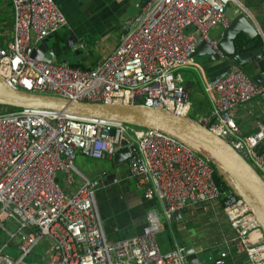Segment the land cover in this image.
Listing matches in <instances>:
<instances>
[{
  "label": "built area",
  "instance_id": "obj_1",
  "mask_svg": "<svg viewBox=\"0 0 264 264\" xmlns=\"http://www.w3.org/2000/svg\"><path fill=\"white\" fill-rule=\"evenodd\" d=\"M244 1L148 0L137 17L125 22L119 46L93 68L81 69L32 58L34 46L65 24L55 0H9L13 31L11 46L0 49V77L13 89L33 94L144 105L188 116L191 102L180 72L196 68L194 53L201 43L225 59L210 32L229 27L228 8L247 13ZM204 92L211 97V112L202 124L264 181V121L256 120V131L249 135L237 124L240 111L254 116L252 101L264 105V86L229 70L208 81ZM123 148L135 149L129 173L144 199L157 202L167 220L225 198L223 211L235 237L223 243L226 251L215 264H227L231 249L246 255L249 264H264L259 225L230 187L222 192L216 185L207 158L158 131L46 109L0 113V233L7 237L0 264H28L39 249L47 264H189L184 247L161 250L158 235L164 228L153 209L141 234L107 240L95 201L101 183L85 177L75 161L78 155L111 158ZM255 232L260 240L251 238Z\"/></svg>",
  "mask_w": 264,
  "mask_h": 264
},
{
  "label": "crops",
  "instance_id": "obj_2",
  "mask_svg": "<svg viewBox=\"0 0 264 264\" xmlns=\"http://www.w3.org/2000/svg\"><path fill=\"white\" fill-rule=\"evenodd\" d=\"M55 2L64 16L65 24L55 35L38 42L34 49L39 48L46 55L52 53L54 56L52 62H66L81 69L93 68L112 53L126 32L125 22L137 17L147 3L146 0H55ZM0 4V49H7L11 46L14 14L9 0H0ZM244 6L248 19L258 34L257 47L264 51V0H245ZM221 29L224 32L225 29ZM71 54L75 60H70ZM205 57L206 59L200 63L195 60V69L180 72L191 102L193 118L199 121L207 118L211 112V97L205 94L204 85L233 68L232 63L226 59L210 61L207 56ZM260 61L253 60L243 66L241 71L252 79L254 76H261ZM249 107L253 110L254 116L250 117L244 111H240L237 119V124L244 135L256 131V120L264 121V105L260 101H252ZM75 165L85 177L101 183L96 191L95 201L109 242H118L141 234L149 210L153 209L162 214L157 202L144 199L142 189L137 180L130 175L126 162L115 164L112 157L89 159L78 155ZM195 212L198 215L193 219L196 226L194 230L198 234L201 233L203 238L184 233V239L188 242L178 241L175 235L168 234L163 229L158 235L160 248L167 252L177 244L193 246L202 264H215L220 259V254L226 251L223 243L235 237L221 203L199 205L193 211H183L180 221L174 220L173 217L170 220L165 219L163 215L162 217L168 226L175 224L176 231L183 233L189 230L187 226L192 217L190 214L193 215ZM220 216L224 219L218 222L217 218ZM231 251V256L225 261L227 264H249L246 255L235 254L234 249Z\"/></svg>",
  "mask_w": 264,
  "mask_h": 264
},
{
  "label": "water",
  "instance_id": "obj_3",
  "mask_svg": "<svg viewBox=\"0 0 264 264\" xmlns=\"http://www.w3.org/2000/svg\"><path fill=\"white\" fill-rule=\"evenodd\" d=\"M226 16L230 24L222 33L217 46L225 59L232 63L231 70L238 72L253 60L263 59L264 51L261 47H257L258 34L248 19L247 13L236 8H228ZM197 56H207L210 61L219 60L206 43H201L197 48L194 57ZM32 58L36 61L51 63L54 56L52 53L46 55L41 49L35 48ZM253 81L264 86V80L260 75L254 76ZM0 106L17 110H54L77 116L110 120L158 131L174 138L207 158L215 166L224 180L250 209L264 240L263 179L226 141L213 134L201 121L188 116L176 115L166 109L144 105L81 103L55 96L33 94L13 89L1 77ZM134 151V148L118 150L112 157L113 162L115 164L126 162L130 167L133 164ZM172 217L176 221L182 219L180 212L173 214ZM181 246L184 247L189 264H202L193 246Z\"/></svg>",
  "mask_w": 264,
  "mask_h": 264
},
{
  "label": "rangeland",
  "instance_id": "obj_4",
  "mask_svg": "<svg viewBox=\"0 0 264 264\" xmlns=\"http://www.w3.org/2000/svg\"><path fill=\"white\" fill-rule=\"evenodd\" d=\"M0 6H1V4H0ZM0 18H1V16H0ZM213 32V33H212ZM212 32H210V38H212V39H217V40H219L220 38V36H221V34L223 33V30L220 28V27H217L215 30H213ZM70 60H75L74 59V57H73V55L71 54L70 56ZM206 59V57L205 56H202V57H196V61H198L199 63L200 62H202V61H204ZM193 110V109H192ZM7 112H13V111H6V112H3V113H7ZM188 117H193V115H192V111H190V113H189V115H188ZM90 159V158H89ZM198 207V206H197ZM196 207V208H197ZM195 208V209H196ZM201 214H203V213H201ZM200 214V215H201ZM160 215V221H161V223H162V225H163V227L165 228V230H166V232H168V234H173V235H175L176 237H177V240L178 241H184V242H188V240H186V239H184V233H187L188 235H190V236H198L199 238H203V236L201 235V233L200 234H198V233H196L195 232V222H194V218L198 215V214H196V212L195 213H193V215H191L190 214V216H192L191 218H190V220L188 221V223H190L188 226H187V228L189 229V230H187L186 232H183V233H178L177 231H176V228H175V224H173V225H167V223L164 221V218L162 217V214H159ZM226 217V216H225ZM224 218L222 217V216H220L219 218H217V220H218V222H221L222 220H223ZM0 235H3V234H1L0 233ZM7 240V237H5L4 235H3V237L0 239V248H1V243L2 242H5ZM17 241H14L13 243H12V245H14L15 243H16ZM40 250V249H39ZM39 250H36L34 253H33V255L32 256H30L26 261H27V263L28 264H47L46 262H44V261H42L40 258H39V256H40V252H39ZM5 253H8V254H10L12 257H17L18 256V253L15 251V250H9V249H7L6 251H5Z\"/></svg>",
  "mask_w": 264,
  "mask_h": 264
},
{
  "label": "trees",
  "instance_id": "obj_5",
  "mask_svg": "<svg viewBox=\"0 0 264 264\" xmlns=\"http://www.w3.org/2000/svg\"><path fill=\"white\" fill-rule=\"evenodd\" d=\"M260 67L262 69V72H264V60H262V59L260 61ZM245 75L248 76V77H250L248 74H245ZM6 111H17V109H13V108L11 109V108L1 107L0 106V113L6 112ZM212 167L214 169V176H213L214 177V181H215L216 185L222 190V192H230L229 190L231 188L232 189V193L233 194H236L235 191L233 190V188L224 180L222 174H220L217 171V169L215 168V166L212 165ZM224 201H225V198H222L221 201H220L221 205H223V202Z\"/></svg>",
  "mask_w": 264,
  "mask_h": 264
},
{
  "label": "bare ground",
  "instance_id": "obj_6",
  "mask_svg": "<svg viewBox=\"0 0 264 264\" xmlns=\"http://www.w3.org/2000/svg\"><path fill=\"white\" fill-rule=\"evenodd\" d=\"M247 209H248V207H246ZM252 224H254V223H252ZM251 238L253 239V240H260V235H259V233L258 232H255V233H253L252 235H251Z\"/></svg>",
  "mask_w": 264,
  "mask_h": 264
}]
</instances>
